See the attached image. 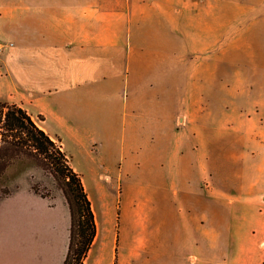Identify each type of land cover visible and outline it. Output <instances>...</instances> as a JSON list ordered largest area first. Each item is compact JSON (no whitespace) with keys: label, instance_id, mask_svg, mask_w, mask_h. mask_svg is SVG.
<instances>
[{"label":"crops","instance_id":"obj_1","mask_svg":"<svg viewBox=\"0 0 264 264\" xmlns=\"http://www.w3.org/2000/svg\"><path fill=\"white\" fill-rule=\"evenodd\" d=\"M190 81H226L227 106ZM0 101L61 140L85 188L90 172L137 189L124 234L94 211L83 264H200L205 208L264 204V0H0ZM9 190L0 264H63V196Z\"/></svg>","mask_w":264,"mask_h":264},{"label":"rangeland","instance_id":"obj_2","mask_svg":"<svg viewBox=\"0 0 264 264\" xmlns=\"http://www.w3.org/2000/svg\"><path fill=\"white\" fill-rule=\"evenodd\" d=\"M188 88L194 92L202 90L203 102H209L214 108L213 112L227 106L226 81L203 83L190 81ZM189 100L194 110L195 94ZM84 182L92 199L94 211L97 212L101 229L104 227L111 230L115 226L124 234L125 221L137 216V189H125L126 179L121 180L117 176L106 178L100 173L85 172ZM21 184H28L30 187L35 184L41 191L49 192L52 198L57 195L63 196L66 202L53 176L32 160L17 159L6 168L0 176V194L6 188L14 189ZM228 199L230 208L227 209V217L220 214L218 207L214 209L210 205L209 209L205 208L204 251L199 263L261 264L264 256V204H256L252 198L241 202L239 191L230 193Z\"/></svg>","mask_w":264,"mask_h":264},{"label":"trees","instance_id":"obj_3","mask_svg":"<svg viewBox=\"0 0 264 264\" xmlns=\"http://www.w3.org/2000/svg\"><path fill=\"white\" fill-rule=\"evenodd\" d=\"M17 159L32 160L57 181L71 217L63 264H83L95 239L97 222L81 174L73 168L71 156L63 149L59 138L47 133L21 105L0 101V176ZM30 188L42 197L52 198L35 184ZM9 192L6 188L0 197ZM261 264H264V256Z\"/></svg>","mask_w":264,"mask_h":264}]
</instances>
